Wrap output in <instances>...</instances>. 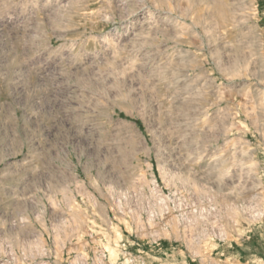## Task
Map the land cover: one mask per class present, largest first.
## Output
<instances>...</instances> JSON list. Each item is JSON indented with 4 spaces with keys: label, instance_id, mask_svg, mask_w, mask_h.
<instances>
[{
    "label": "rangeland",
    "instance_id": "obj_1",
    "mask_svg": "<svg viewBox=\"0 0 264 264\" xmlns=\"http://www.w3.org/2000/svg\"><path fill=\"white\" fill-rule=\"evenodd\" d=\"M153 244L264 264V0H0V264Z\"/></svg>",
    "mask_w": 264,
    "mask_h": 264
},
{
    "label": "built area",
    "instance_id": "obj_2",
    "mask_svg": "<svg viewBox=\"0 0 264 264\" xmlns=\"http://www.w3.org/2000/svg\"><path fill=\"white\" fill-rule=\"evenodd\" d=\"M158 250L157 245H149L148 248H144L138 254L126 253L125 248H121V256L122 262L120 264H151V260H149V253H156ZM156 251V252H155ZM151 255V254H150ZM153 255V254H152ZM95 258V257H94ZM108 255L103 253L100 257V260L92 259L91 264H107Z\"/></svg>",
    "mask_w": 264,
    "mask_h": 264
},
{
    "label": "crops",
    "instance_id": "obj_3",
    "mask_svg": "<svg viewBox=\"0 0 264 264\" xmlns=\"http://www.w3.org/2000/svg\"><path fill=\"white\" fill-rule=\"evenodd\" d=\"M222 255H223V253L220 254V256H222ZM177 256H178V255H177ZM233 257H234V256H233ZM235 257L239 259V257H238L237 254H236ZM232 261H233V262H232L233 264H242L241 261H239V260H232ZM177 262H178V261H177ZM218 262H220V264H223V263H224V262H222L221 260H218ZM179 263H181V262H179ZM263 263H264V262H263ZM208 264H211L210 261H209Z\"/></svg>",
    "mask_w": 264,
    "mask_h": 264
}]
</instances>
